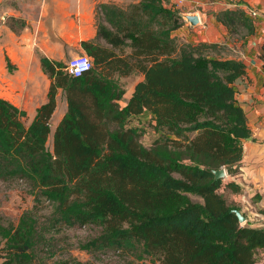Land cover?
<instances>
[{
    "label": "trees",
    "instance_id": "1",
    "mask_svg": "<svg viewBox=\"0 0 264 264\" xmlns=\"http://www.w3.org/2000/svg\"><path fill=\"white\" fill-rule=\"evenodd\" d=\"M101 8L111 28L100 22L98 38L108 46L82 42L93 67L80 77L64 62L42 59L52 83L29 126L24 110L0 98V179H25L54 205L40 241L47 232L95 225L102 229L92 240L96 249L160 264H258L264 228L242 224L232 211L242 207L230 198L243 192L234 177L252 135L234 87L245 63L214 56V43L179 44L172 34L184 18L167 0H141L129 11ZM214 16L231 35L255 33L242 8ZM262 51L264 69V44ZM134 71L143 79L122 105L128 90L113 75ZM59 89L68 108L50 151ZM146 111L154 121L149 143L130 124ZM220 168L227 176L216 179ZM13 242L17 250L3 264H30L31 232L20 227Z\"/></svg>",
    "mask_w": 264,
    "mask_h": 264
},
{
    "label": "crops",
    "instance_id": "2",
    "mask_svg": "<svg viewBox=\"0 0 264 264\" xmlns=\"http://www.w3.org/2000/svg\"><path fill=\"white\" fill-rule=\"evenodd\" d=\"M140 1L0 0V98L24 110L31 123L37 109L48 101L52 83L43 69L42 59L47 57L66 64L69 55L87 54L83 41L108 46L105 40L98 38V10L105 16L103 4L114 5L116 10L118 6L123 9L124 5ZM199 3L203 6L199 13V31H203L205 37L201 42L218 45L214 56L238 59L246 65V75L239 78L234 87L252 135L243 142V157L234 177L243 192L231 194L230 198L246 213L245 224L264 228V69L261 58L264 0H199ZM224 8L244 9L254 22L255 33L247 35L242 29L231 35L214 16V12ZM253 11L258 14L253 15ZM103 23L111 28L107 21ZM135 85L122 98V105L127 104ZM67 108L64 90L59 89L57 108L50 123L59 112L58 125ZM147 117H153L152 113L146 111L133 121ZM261 257L258 264H264V251Z\"/></svg>",
    "mask_w": 264,
    "mask_h": 264
},
{
    "label": "rangeland",
    "instance_id": "3",
    "mask_svg": "<svg viewBox=\"0 0 264 264\" xmlns=\"http://www.w3.org/2000/svg\"><path fill=\"white\" fill-rule=\"evenodd\" d=\"M167 1L181 15L199 14L203 10V6L199 3V0ZM109 6L113 9L115 8L114 5ZM130 6L131 4L124 5L123 9L129 11ZM123 9L121 6L117 7V10ZM98 12V23L106 21L100 9ZM184 23L183 27L173 32V37L176 38L179 44L190 43L198 45L205 38L204 32L199 31L201 23L191 26L185 19ZM204 51L211 53L215 51V48L205 49ZM116 52L117 54L121 53L117 49ZM130 52L131 48L126 47L124 55ZM82 54L86 53L69 55L66 64H68L71 58ZM113 76L118 80L120 86L126 90H131L143 78L142 74L136 71L130 75L119 76L116 74ZM60 109L63 111L62 108ZM59 115L60 113L58 112L52 119L51 133L47 142V148L50 151H53V136ZM151 119L152 117H147L145 119L130 121V124L139 126L142 129L145 138L147 136L145 139L146 143L150 142V131H152L153 122ZM23 120L26 126H29V118L23 117ZM152 139L153 136H151ZM191 197L195 201L200 200L196 195H191ZM54 208V205L49 200L36 197L32 184L27 180L18 177L0 179V264H3L7 260L10 256V251L17 250L16 244L13 241L20 227L29 230L33 236V242L35 241L34 252L32 253L33 260L30 264H160L157 261H152L150 257L142 260L136 258L131 253H123L121 250L114 248L96 249L92 240L100 235L102 229L95 225L66 228L60 232H47L46 238L40 241L39 233L52 220ZM261 258L259 254V260Z\"/></svg>",
    "mask_w": 264,
    "mask_h": 264
},
{
    "label": "built area",
    "instance_id": "4",
    "mask_svg": "<svg viewBox=\"0 0 264 264\" xmlns=\"http://www.w3.org/2000/svg\"><path fill=\"white\" fill-rule=\"evenodd\" d=\"M252 14L257 15L258 13L253 11ZM92 67L93 59L88 54H82L71 58L67 64L66 70L70 75L80 77L88 72Z\"/></svg>",
    "mask_w": 264,
    "mask_h": 264
},
{
    "label": "water",
    "instance_id": "5",
    "mask_svg": "<svg viewBox=\"0 0 264 264\" xmlns=\"http://www.w3.org/2000/svg\"><path fill=\"white\" fill-rule=\"evenodd\" d=\"M182 16L184 17V19L186 21L189 22V24L191 26H193V25L195 26V25L201 23V18L199 16V14H197V13L196 14H182ZM214 174H215V178L216 179L225 178L227 176V172H226V169L225 168H220L218 170H215L214 171ZM232 211L237 215V217L239 218V221L242 224H245L246 223L247 217L243 214V212L241 210H239V209H233Z\"/></svg>",
    "mask_w": 264,
    "mask_h": 264
}]
</instances>
